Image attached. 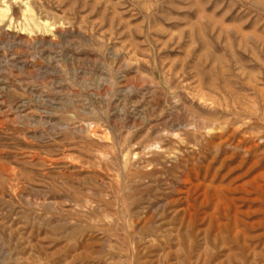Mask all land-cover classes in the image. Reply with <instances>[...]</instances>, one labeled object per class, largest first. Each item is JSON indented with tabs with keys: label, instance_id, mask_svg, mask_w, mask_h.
<instances>
[{
	"label": "rangeland",
	"instance_id": "obj_1",
	"mask_svg": "<svg viewBox=\"0 0 264 264\" xmlns=\"http://www.w3.org/2000/svg\"><path fill=\"white\" fill-rule=\"evenodd\" d=\"M0 264H264V0H0Z\"/></svg>",
	"mask_w": 264,
	"mask_h": 264
}]
</instances>
